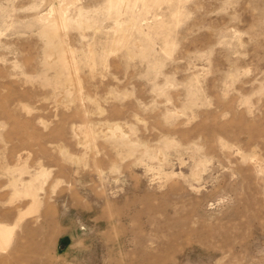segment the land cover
Here are the masks:
<instances>
[{
	"label": "rangeland",
	"instance_id": "1",
	"mask_svg": "<svg viewBox=\"0 0 264 264\" xmlns=\"http://www.w3.org/2000/svg\"><path fill=\"white\" fill-rule=\"evenodd\" d=\"M0 264H264V0H0Z\"/></svg>",
	"mask_w": 264,
	"mask_h": 264
}]
</instances>
